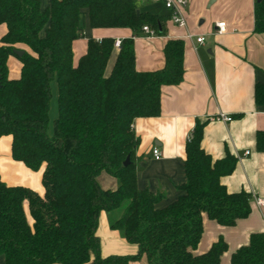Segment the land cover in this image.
<instances>
[{
  "label": "trees",
  "instance_id": "obj_1",
  "mask_svg": "<svg viewBox=\"0 0 264 264\" xmlns=\"http://www.w3.org/2000/svg\"><path fill=\"white\" fill-rule=\"evenodd\" d=\"M254 30L264 32V0H255ZM84 13L96 27H129L121 39L109 74L105 68L114 38L87 39V49L76 64L72 41L84 36ZM162 15L139 11L135 0H0V136L12 137L15 160L33 170L44 164V195L28 187L7 186L0 180V255L5 264H120L145 257L148 264H220L227 245L223 238L208 251L194 255L202 233V216L232 226L251 212L252 195L225 190L220 178L233 171L236 158L227 153L212 160L200 146L204 123L196 122L185 144L186 181L182 194L158 208L161 193L139 189L135 153L138 137L133 121L160 113L161 85H176L184 74L183 41L164 46L165 63L159 70L135 69L133 37L147 24L162 32ZM24 44L29 51L17 57ZM21 61L20 76L8 75L7 57ZM55 81L57 115L49 130V110ZM257 102H264L258 86ZM264 150V132L256 134ZM129 157V165L122 162ZM106 171L119 185L100 186L97 176ZM28 200L29 223L23 210ZM123 207L114 230L137 246L134 255L101 257L97 230L102 211ZM236 249L230 264H264V234L249 235Z\"/></svg>",
  "mask_w": 264,
  "mask_h": 264
},
{
  "label": "crops",
  "instance_id": "obj_2",
  "mask_svg": "<svg viewBox=\"0 0 264 264\" xmlns=\"http://www.w3.org/2000/svg\"><path fill=\"white\" fill-rule=\"evenodd\" d=\"M135 2L139 11L165 17L162 32L152 37H133L135 69L154 71L163 67L164 46L174 39L183 41L184 69L179 83L161 85L159 115L138 117L133 121L132 129L138 137L135 153L138 188L163 194L156 205L158 208L182 194L179 186L186 181L185 144L196 122H200L204 123L200 146L205 153L212 160L221 159L227 153L237 160L233 171L220 178L225 190L232 193L243 190L252 197L264 198V150H259L256 144L257 132H264V102L258 103L255 98L257 86L264 93V32L254 30L255 0H187L182 10L184 27L170 21V11L162 0ZM40 5L42 9L46 8L49 0H40ZM220 21L226 22V31L217 34L215 23ZM83 27L84 36L72 41L74 64L85 53L88 38L96 41L103 37L125 39L132 34L129 27L92 28L86 13ZM6 31L5 24H0V39ZM189 33L191 35L187 38ZM196 36H203L204 42L197 43ZM16 47L29 51L24 44ZM117 51L114 48L110 55L106 74L110 73ZM7 69L10 77L18 78L21 61L9 55ZM223 114L231 119H220ZM11 142L10 134L0 136V180L7 186L28 187L43 197L41 177L44 164L33 170L15 160ZM153 147L159 149V159L153 158ZM100 176L101 173L97 176L98 181H101ZM100 184L113 190L119 185V180L110 177ZM124 206L113 212L102 211L98 216L96 234L101 257L134 255L137 251V246L128 243L122 231L110 226L121 215ZM250 206L251 212L247 217L227 227L203 214L200 240L191 253H205L215 241L223 238L227 249L220 257V264H230L232 253L249 242L250 234H264V206L256 205L253 198ZM23 210L31 223L27 199L23 201ZM0 264H5L2 255ZM120 264L148 263L143 256Z\"/></svg>",
  "mask_w": 264,
  "mask_h": 264
},
{
  "label": "built area",
  "instance_id": "obj_3",
  "mask_svg": "<svg viewBox=\"0 0 264 264\" xmlns=\"http://www.w3.org/2000/svg\"><path fill=\"white\" fill-rule=\"evenodd\" d=\"M164 7L167 8L170 11L169 19L172 23H175L177 26L184 27L186 25L184 16L182 14L183 7L186 5L187 0H162ZM226 31V22L220 21L215 23V33L220 34L222 32ZM142 36L146 37H152L155 35L153 30L147 25L144 24L142 29ZM191 34H187L186 37L189 38ZM114 48L119 49L121 44V39H115L114 40ZM196 42L197 43H203L204 38L203 36H196ZM220 119H224L226 121L230 120L231 117L227 114L220 115ZM152 156L154 159L160 158V151L157 147H153L152 149ZM254 203L258 206H264V198H255Z\"/></svg>",
  "mask_w": 264,
  "mask_h": 264
},
{
  "label": "rangeland",
  "instance_id": "obj_4",
  "mask_svg": "<svg viewBox=\"0 0 264 264\" xmlns=\"http://www.w3.org/2000/svg\"><path fill=\"white\" fill-rule=\"evenodd\" d=\"M50 89L52 91V96H51V99H50V102H49V105H50V110H49V120H50L49 130H51V126H52V123H53V118L57 115V105H56L57 89H56V84H55L54 80L50 84ZM110 177H112V176L110 174H108L106 171H101V176H100V180L101 181L102 180L106 181ZM101 181H98V182L101 183ZM103 184L105 185V182H103ZM100 186H101V184H100Z\"/></svg>",
  "mask_w": 264,
  "mask_h": 264
},
{
  "label": "water",
  "instance_id": "obj_5",
  "mask_svg": "<svg viewBox=\"0 0 264 264\" xmlns=\"http://www.w3.org/2000/svg\"><path fill=\"white\" fill-rule=\"evenodd\" d=\"M23 52H24V50H22V49H20V50L15 49V50L13 51V53H14L17 57H20V55H21ZM129 163H130V161H129V157H126L125 160L122 162V164H123L124 166L129 165Z\"/></svg>",
  "mask_w": 264,
  "mask_h": 264
}]
</instances>
